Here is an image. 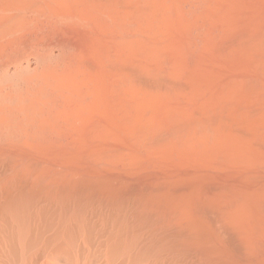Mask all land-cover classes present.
<instances>
[{
	"label": "bare ground",
	"instance_id": "6f19581e",
	"mask_svg": "<svg viewBox=\"0 0 264 264\" xmlns=\"http://www.w3.org/2000/svg\"><path fill=\"white\" fill-rule=\"evenodd\" d=\"M0 264H264V0H0Z\"/></svg>",
	"mask_w": 264,
	"mask_h": 264
}]
</instances>
